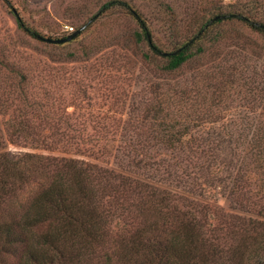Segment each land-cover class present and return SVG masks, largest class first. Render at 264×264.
Returning a JSON list of instances; mask_svg holds the SVG:
<instances>
[{"label": "trees", "instance_id": "16d2710c", "mask_svg": "<svg viewBox=\"0 0 264 264\" xmlns=\"http://www.w3.org/2000/svg\"><path fill=\"white\" fill-rule=\"evenodd\" d=\"M115 5L127 7L110 0L99 11ZM241 6L240 14L217 12L191 38L171 40L170 50L129 8L140 29L134 42L146 46L142 63L169 75L233 40L222 26L234 19L264 37V0ZM244 83L213 93L223 118L252 115L238 132L208 129L213 111L164 110L166 102L190 105L186 84L182 94L143 84L120 118L92 124L110 129L98 133L74 132L85 125L71 117L77 107L51 85L0 89V264H264V92Z\"/></svg>", "mask_w": 264, "mask_h": 264}, {"label": "rangeland", "instance_id": "374dc122", "mask_svg": "<svg viewBox=\"0 0 264 264\" xmlns=\"http://www.w3.org/2000/svg\"><path fill=\"white\" fill-rule=\"evenodd\" d=\"M107 1L110 0H0V89L8 84H29L41 91L51 85L65 104L77 107L71 117L85 125L76 127L74 132L98 133L110 129L92 124L97 119L120 118L127 105L139 99L143 84L161 82L172 87L171 92L179 90L180 94L186 84L190 97L185 99L190 105L166 102L164 110L181 114L185 110L192 116L213 111L215 122L208 129L238 132L237 126L245 123L247 130L252 115L240 111L227 113L223 118V113L214 111L218 103L213 93L222 85L245 81L258 85L263 94L264 37L250 30L245 21L234 19L222 26L232 30L233 40L217 44L203 57L169 75L159 76L142 63L140 51L146 46L134 42L132 34L140 29L129 10L146 21L161 49L170 50L171 40L191 38L217 12L242 13L241 4L247 0H121L127 7L115 5L100 12ZM16 15L39 34L38 39L19 28ZM79 28L81 31L65 43L43 39L64 38ZM115 36L118 44L111 41ZM123 41L128 45H121ZM91 46L97 49L84 54L85 48ZM71 52L76 56H71ZM241 131L237 142L244 139L246 131Z\"/></svg>", "mask_w": 264, "mask_h": 264}, {"label": "water", "instance_id": "95a60500", "mask_svg": "<svg viewBox=\"0 0 264 264\" xmlns=\"http://www.w3.org/2000/svg\"><path fill=\"white\" fill-rule=\"evenodd\" d=\"M82 28H79L78 30H76L75 32H73L72 34L64 37V38H58V39H53V38H43L45 41L50 42V43H64L67 42L69 40H71L72 38H74L80 31Z\"/></svg>", "mask_w": 264, "mask_h": 264}, {"label": "built area", "instance_id": "2783aa9c", "mask_svg": "<svg viewBox=\"0 0 264 264\" xmlns=\"http://www.w3.org/2000/svg\"><path fill=\"white\" fill-rule=\"evenodd\" d=\"M72 29H73V28H71V27L69 28L70 31H71Z\"/></svg>", "mask_w": 264, "mask_h": 264}]
</instances>
